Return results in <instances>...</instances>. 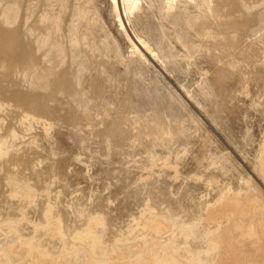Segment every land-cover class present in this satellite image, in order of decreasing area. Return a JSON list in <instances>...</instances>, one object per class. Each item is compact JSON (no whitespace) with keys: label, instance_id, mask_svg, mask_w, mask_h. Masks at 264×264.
<instances>
[{"label":"rangeland","instance_id":"obj_1","mask_svg":"<svg viewBox=\"0 0 264 264\" xmlns=\"http://www.w3.org/2000/svg\"><path fill=\"white\" fill-rule=\"evenodd\" d=\"M139 1L125 15L122 0L117 10L112 0H20L19 20L9 12L4 26L1 10L15 0H3L0 27L24 22L33 38L50 34L52 46L46 58L36 54L48 67L47 88L1 66L0 83L25 96L42 92L56 117L0 95V227L11 225L49 264H121L140 255L134 233L153 217L175 233L162 240L166 251L184 250L187 264L212 263L218 251L206 238L224 231L240 243L224 250L229 263L254 254L264 264L263 207L244 199L241 214L226 201L208 209L226 196L246 197L251 186L256 205L264 203V0L219 18L209 17L207 0ZM60 41L69 59L55 48ZM63 71L72 77L62 96L53 88ZM233 209L235 221L252 223L253 240L226 218L212 219ZM6 235L0 264H32L31 251L5 263L14 244ZM95 240L97 255L78 245Z\"/></svg>","mask_w":264,"mask_h":264},{"label":"bare ground","instance_id":"obj_2","mask_svg":"<svg viewBox=\"0 0 264 264\" xmlns=\"http://www.w3.org/2000/svg\"><path fill=\"white\" fill-rule=\"evenodd\" d=\"M19 1L20 0H15L14 4H12V5L8 4V6H6L7 5L6 4L2 8L3 0H0V6H1L0 8H2V10H1L2 16L1 17H3V18H1V17L0 18L2 19L1 22L4 23V26L6 25V23H8L9 12L11 14L13 11L15 18L17 19V17H18V20H19V14L21 15V8H20V10H19V8H17V6L19 5ZM39 1H43V0H39ZM215 1L216 0H214L213 2H215ZM112 2H113V0H112ZM139 2H140L139 0H122L125 15L131 14L138 7ZM166 2H168L169 7H172L175 0H166ZM207 2H208V0H207ZM207 2L205 1V4L208 7V9L212 8L210 11L209 17L219 18L218 16L221 15V11L222 10L224 11V9H227L230 12L231 11L241 12L243 8H245L249 4H252L250 2H256V0H217V2H215V6H213V7H210V5H209L210 3L208 4ZM4 3H5V1H4ZM113 4L115 6L114 8H116V10H117V0ZM228 16H231V15H228ZM10 17H13V16H10ZM117 17L119 18L118 15H117ZM20 18L23 19V17H20ZM215 20H217V19H215ZM223 20H224V18H223ZM14 23H16V21ZM120 23H121L120 25L123 28L122 22H120ZM25 25H26V23H25ZM25 25L23 22V25H18L15 28H13L14 27L13 26L12 27L13 29H11V30L5 29L2 26L0 27V66L3 68V70H5V73L7 75H9L11 73H16L18 75H21L22 76L21 79L24 77L25 80H28L29 82H31L32 84H35L36 86L38 85L37 87L41 88L39 90L42 91V89L47 88L48 83H49L48 82L49 81L48 80L49 79L48 67L41 65L42 62H40V59L38 60L36 54L42 52V55L45 56V58H46L47 53H49V51H51V46H52V45L50 46V44H48L49 46L46 48L47 42H48L49 37L51 38L52 36L48 33H43V34L39 33V35L36 34L37 37L33 38L35 29H31L30 27H28V28H30V29H28L25 27ZM54 26H56V25H54ZM233 34H235V33H233ZM26 39H28V41H25ZM137 40L141 46H143L145 49H147V51L149 50L151 53H154L153 50L149 47V45H147V43H145L142 39L137 37ZM55 44L57 45L55 48H57L58 50H60V52H62L60 54L62 56L61 58L67 59L69 57L68 56L69 53H68V49H66L67 47L65 46L66 41L65 42L60 41L58 44L57 43H55ZM133 45H134L135 50L142 54L141 46H139L137 43H134ZM53 48L54 47H52V50H53ZM44 49H47V50H44ZM67 53H68V55H67ZM154 54H152V55H154ZM142 55L144 56V54H142ZM2 68H0V69H2ZM3 70H2V72H3ZM68 71L70 72V70H68ZM66 73H68V72L67 71L61 72V74L59 75L60 76L59 79L55 83V86L53 88V92L57 93V95H62V96L63 95H69V90H70L69 79H70V77H72L71 76L72 73H68V74H66ZM14 79H15V76H14ZM25 83H26V81H25ZM51 83H53V82H51ZM20 84H22V83H20ZM24 85H26V84H24ZM28 85H30V83ZM30 86H32V85H30ZM32 88H34V87H32ZM35 90H37V89H35ZM46 91L47 90H45L44 94L46 93ZM41 93L30 92L29 93L30 96H25V93L21 92L18 89V86H10V85L7 86L4 83H0V95H3L7 98H10L19 104H27L30 107V109L33 111L34 114H37L39 109H42L45 112L44 115L49 114V115L53 116V113L55 111H53V113H52L51 107L47 106L48 100H47V102H45L46 97H45V95H43ZM42 99H43V102H42L43 104L40 105V103H41L40 101H42ZM65 101H66V99H65ZM55 117H54V119H55ZM30 119H31V117H30ZM13 135H15V134H13ZM16 136L17 135H15V137ZM2 146H3V143L0 144V152L1 153L4 152V149ZM260 157H261L260 158L261 159L260 160V174L264 175V149H263ZM9 181L12 185L16 184V181L12 177H9ZM21 194L22 195H30V192L27 189H22ZM255 196H259V190L257 189V187L251 186L249 193L246 194V197H241V195H238V194L233 195L232 197L226 196V197L222 198L220 201L214 202L212 205L209 206L208 209L211 208V210H212V208L214 206H217L218 204H221L223 201H226V202H229V205H230V203L234 204L235 208H236V212L238 211V214H241V208L243 205L242 201L244 199H246L249 203H252L251 204L252 209H259L260 207L264 208L263 202H259L260 204L256 205V200H255L256 198H254ZM229 205L227 207H229ZM229 209H230V207L227 210L229 211ZM46 210H47V208H46ZM236 212L233 209V211H230L229 213H225V215H223V216L214 215L212 217V219L213 220H219L222 218H226L227 222H228L227 227L233 226V228L241 229L242 231H241V234H239L240 236H246L249 240H253L254 234H253L252 223L250 221H245V223L243 224V222L235 221L234 215ZM43 215L46 219H49L47 212L44 213ZM258 215L261 216L262 218H264V213H259ZM252 216H253V214H252ZM56 231H60V227L57 226ZM6 234H8L9 237L14 238V244L11 246H8L10 253H11V256H9V258L5 261V263H8L10 261H20L21 258L25 254H27L29 251H31L30 261L32 264H49V261H47L44 258L43 254L40 251H32V248L29 246V244L25 245L23 241L18 240L17 231L11 225L0 227V237L1 238L6 237L7 236ZM174 234L175 233L173 232L171 226L168 225L167 223H165V221L159 220V219H156L153 217L149 218V220L147 221L146 224L141 223L140 227L137 229V232L135 231V233H134L135 240L133 242H131V244H136L138 246V248L141 251L140 255L134 259H130L129 257L124 256L121 264H187V261L185 260L187 253L184 250H178V252L173 255L172 250L169 249L168 251H166V249L164 248L165 245L162 243V240L166 239L169 241V239H173L175 237ZM138 235H139V237H137ZM238 239L239 238L229 234L227 231H224L221 233L218 232L215 234L208 235V237L206 238V241L211 246H213V248L215 250L218 251L217 258L210 264H258V261H256L257 262L256 263L254 261V259L252 258L254 254H251L248 258H242V259H240L239 255H236L235 258L232 259V261L229 263L227 257L224 256L223 252L225 249H228V248L234 249L235 244L238 243L237 242ZM145 241H147V243H145ZM238 244H240V243H238ZM78 245L84 247L90 253H94L96 255L98 252H100L99 251L100 245H99L98 240H95L94 242L79 243ZM77 255H78V247L76 246V244H72L71 248H70V258L72 259L73 263H76ZM114 259H115V256H111L108 259V262L112 263V262H114ZM86 264H93V263L89 261Z\"/></svg>","mask_w":264,"mask_h":264},{"label":"snow or ice","instance_id":"obj_3","mask_svg":"<svg viewBox=\"0 0 264 264\" xmlns=\"http://www.w3.org/2000/svg\"><path fill=\"white\" fill-rule=\"evenodd\" d=\"M116 2V0H113V3H115Z\"/></svg>","mask_w":264,"mask_h":264}]
</instances>
